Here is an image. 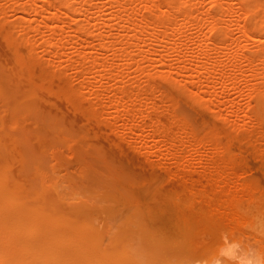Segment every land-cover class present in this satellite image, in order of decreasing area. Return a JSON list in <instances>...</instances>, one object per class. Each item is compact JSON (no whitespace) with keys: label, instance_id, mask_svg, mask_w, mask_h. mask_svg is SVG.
I'll list each match as a JSON object with an SVG mask.
<instances>
[{"label":"rangeland","instance_id":"rangeland-1","mask_svg":"<svg viewBox=\"0 0 264 264\" xmlns=\"http://www.w3.org/2000/svg\"><path fill=\"white\" fill-rule=\"evenodd\" d=\"M22 1L24 2L26 0ZM152 1L158 4L161 0H156V2L154 0ZM192 1H194V4L191 5L193 13L191 15L192 17H190V23L179 30V33L176 32L172 37L173 39L178 38L176 41H182L183 44L177 48L180 53L177 49H174L176 52H173V49L171 50L169 48L168 42L156 43V46L154 45L155 47L152 45L146 48L148 50V56L149 51H152L150 56L156 60L159 58V54L163 52L162 55L164 54L163 56H166L164 57V60H166V65L164 66L166 68L164 66L161 68V65H159L160 62L158 61L155 62L153 66L147 61L144 63L139 60L137 61V59H139L138 54H140L138 49H133L135 57L137 54L135 58L137 62L134 61L132 63H126L124 60L119 59L120 57L114 56V49L112 48V50H110L111 47L96 52L100 43V39L98 38L100 33L106 35V39L113 38L114 40L116 37H119L115 39L117 41L122 40L127 34V32L120 27V23H118L119 20L117 19H114L116 22L111 20V27L110 25L106 26L101 23L102 21L99 18L101 14H104L103 16L106 18L110 17L113 11V13H115V11L121 13L120 10H115L113 8L109 9V4H107L109 2L108 0H85V5L87 6L86 11L83 10L81 15L77 14L76 18L80 19L84 24L86 23V26L89 23L90 25L87 27H91L90 30L92 33L80 34L82 35L80 36L81 38H83V36L85 37L80 41V46L74 44L73 40L76 38H73V32H71L69 28L65 29V27H68L65 26L64 30L66 32L68 31V36L62 34V37L66 36L67 38L64 37L61 39L60 42L62 45H57L58 48L56 47L55 51L57 50L61 54H56V56H48V53L41 50L43 39L45 38V40H47L46 37H48V32H46L47 29L43 27L42 30H44L45 33L42 32L37 34L38 37L35 36V42H37L35 46L37 48H35L36 51H34V49L29 50L30 48L22 42L20 45L19 43L14 45L4 42L6 31L2 27V23L4 24V22H9L8 20H13L18 13L21 12H19V10L8 9L11 2H3L2 7L5 8V11L3 14H0V72L3 77L1 81L4 84L6 94L0 93V138L7 145L14 143L15 146L13 165L10 171L12 172L14 169V173H10V177L12 178L11 180L15 191L18 193V202H20V205L18 211L15 209L13 210V221L14 224L18 223L21 225L22 237L32 241L47 239L48 237L53 238L59 247L71 254L68 255V257L73 260V264L74 262H76V264H81L83 261L89 264H133L132 262L134 261L131 260H141V264H193L194 261L199 264L201 261L208 260L218 255L220 250L226 247L227 243L231 241H238L245 245L251 244L258 247L261 251H264V120L260 117L257 118L258 120L248 118L253 113V105L255 102L253 95H251V92L248 93V91H250L251 86L256 83L257 80H254L255 78H252L250 71L248 72L246 70L248 68L243 58L244 53H254L256 48H259L260 45L263 44L260 43V45H258V43H251L249 40L247 42L246 39L242 40L240 31L237 30V25L241 26L240 22L243 23L244 21L243 16L241 15L242 17L240 18V14L236 12V9L225 13L227 15L224 14L225 17L222 18L221 25L228 28L229 39L233 38L231 40H235V42H231V40L229 42L228 40V43H231L230 45L226 42L227 44L224 47L226 48L228 46V48H226V50L225 48L221 50L223 55L220 51H215L213 49L209 51V56H205L207 59L210 61L215 60V57H217V60L220 59L216 70H212L215 74L210 71L212 77L209 73V75L205 74L206 76L203 75L197 79L196 75L199 73L197 72L199 70V65L202 59L204 60V56L201 53L204 47L203 45L202 47H197V45L192 44L190 39H205L207 36L211 35V33L207 30L209 24L206 25V23L208 22L202 20L203 23H199V27L192 23L197 21L196 17L199 15L197 12H212L215 5L211 3V0H202V2L199 0ZM229 1L222 0V6H233L235 0L234 2H232V0ZM93 3L101 5V11L99 8H96ZM132 5V8H135L134 10L139 13V16H134L133 19H140V17L147 15V9H145L142 2L136 1ZM237 5L238 4H235L234 7ZM87 10L90 12L89 15L87 14L89 13ZM92 10L94 12H92ZM224 18L225 20L223 21ZM83 19L86 20L84 21ZM136 19H134V21ZM233 21H236L237 25ZM101 24L104 27H101ZM57 25L60 26L61 24L58 22ZM101 30L103 31L100 32ZM30 34L34 35L33 32H30ZM142 36L139 37L141 38ZM68 40L73 43H69ZM40 41L42 43H40ZM140 41L141 40L138 41L139 45L142 44ZM21 45L24 48L26 47V50L23 48L25 54L28 52V63L37 58L34 62L40 65V69L43 68L46 70L47 73H54L58 77H56L57 79H55L54 82L60 80L58 82L60 86L59 84L56 85V83H53L49 88L36 87L34 88L33 94H28L24 97L22 87H27L30 83L40 82L42 77L40 74H37L39 73L38 70L40 71L38 67H35L37 70H34L36 73L35 76L24 71L25 67L14 59L16 51L18 49V51H22ZM72 45H78L81 49H87L86 52L90 51L91 54L97 55L96 57L97 59L100 58V62L101 60L106 61L108 58L109 60L113 59L112 62L115 64H112L111 74L108 73L103 76V78H105L103 80L102 78L99 79V77L91 80L95 81L96 84L102 82L101 85L104 84L112 88V85L115 84L113 77L118 76L121 80V83H119L120 86L124 85L125 88L129 86L134 88V90L139 89V91L143 92L144 94L139 96L140 99H142L139 101L141 104L138 103L140 105L144 104L142 112L147 115L145 119L146 123L158 120L160 126L164 125L165 128H168L169 134L177 132L180 123H183V129H181L184 132L186 131V134L189 133L190 135L187 134V141L185 144L177 145L175 150L184 149L188 151L186 157L189 156L190 159L188 157L189 163L187 165L190 164L192 169H194V177H197V173H202L203 167L207 165L205 159L197 160L195 157L200 154V156H202L205 153H209L213 147L218 148V158L224 160L220 161L222 166H226L225 168H227L230 174L232 173L231 175L237 174L233 184L234 190H236L240 200L241 198L253 197V199H258L256 201L260 202L259 204L255 201L256 204L252 203L248 208H244L248 210V219L246 222L235 225L229 222L227 217L218 212L213 210V212H210V210L206 209L204 207V200L193 193L195 190L192 180L188 177H184V173L183 175L181 174L182 171L180 166L178 167L179 163L177 160L172 158L171 160L170 157L164 158L165 146H155L154 140L149 136L147 128L139 129L135 127L131 130L122 131L119 128L121 121L115 120L113 128L111 127L113 130H110V126L106 122L108 126L105 125L102 118H99L101 122L99 120H92L93 117L86 115L84 111L74 108L72 103L79 101V99L77 97L73 98V100L72 98L69 99L64 96L63 92L71 87L78 88L80 87L79 84L83 82L80 77H77L76 68L56 66L60 65L58 56H62V58L68 56H70V58L73 56L74 58L77 56L74 50L75 48ZM82 45L84 47H82ZM233 48H235V51H233ZM126 49H128V47ZM128 50L132 49L129 48ZM225 51H229V53H225ZM99 52H101V54ZM176 53L178 55L180 54L181 57L180 55H176ZM224 54L227 55L224 56ZM31 55L33 59H30ZM47 56L49 62L51 60L48 64L45 63L48 62L46 60ZM190 56H192V62H190ZM199 56L201 57L200 60ZM232 56H234L233 58L235 59H232ZM158 60L161 61L160 59ZM197 60L200 62H197ZM233 60L236 62L233 63ZM194 61L196 63H194ZM34 62H30V65L33 64V67L37 66L36 64L34 65ZM188 62H190V66H188ZM149 64L152 67H149ZM181 64L182 66H180ZM140 65H147V68H149L148 70H151L154 75H159V77L152 76V80L143 77L140 73ZM87 67H89L90 70L92 64ZM96 67L97 69L101 68L100 66ZM170 67L173 70H171ZM256 67L259 68V64ZM230 68H232V70H230ZM219 69L221 71H219ZM174 70L176 72H174ZM181 70L185 71V73ZM194 70L196 73H194ZM158 71L160 74H163V72L167 73L168 71L171 72L172 75L174 73V78L179 82V85H177L178 87H171L166 80L162 77L160 78ZM219 72L221 74H219ZM243 73L245 75H242ZM182 75L184 78H182ZM86 76H89V74H86ZM188 76H192V78ZM111 77L113 80L110 79ZM38 79H40V81ZM61 83L64 86L66 85V89L62 87L63 85H61ZM70 84H72L71 87L69 86ZM150 86H152V89L149 88ZM183 86L187 88L189 92L186 91L184 93L181 90ZM129 89L132 90L131 88ZM15 92L17 97L15 96ZM206 93L210 95H206ZM198 95L200 99H198ZM209 96H213L212 98L215 101ZM215 96L217 97L215 98ZM139 97L136 100H139ZM196 97L199 102H194L193 99H196ZM153 98L154 100L152 101ZM84 102L86 103V101ZM143 102H148V104L152 102L151 105H156V108L158 107V109H160H156L153 105L149 109L150 106ZM138 103L136 105H138ZM176 103L177 105H174ZM230 103H232L233 106L235 105V107H229ZM98 105L100 106V104ZM153 107L156 110L153 109ZM151 110L153 111L151 112ZM230 110L232 111L231 113ZM154 111H156V115ZM170 112H172V114ZM139 118V116H136L132 124L139 120ZM87 119L90 122L87 121ZM91 121H95L94 124L96 123L97 125H92L93 123ZM168 122L171 123V128ZM120 136L122 138H120ZM33 158L34 160H32ZM24 172L27 174H24ZM37 178L39 179L37 180ZM184 181L187 183L188 187H186V184H183ZM242 183H246L250 186L241 188L239 185ZM185 187L187 189H185ZM33 201L35 203H31ZM191 201L193 203L192 205L195 207L191 205ZM48 204L49 206L47 209ZM198 204L203 205L198 206ZM49 208L51 210H49ZM91 215L94 216V218L91 217ZM49 221L53 223L48 224ZM110 224L112 226H109ZM115 225H117L116 228H114ZM140 225H142L141 228ZM104 228L109 230H103ZM133 229H135L136 232H134ZM107 235L108 237H106ZM136 235L138 236L137 240H139L140 245L135 241V237L137 238ZM105 239L106 241H104ZM140 240L142 241L140 242ZM131 243L134 244V247ZM135 245H137V247ZM90 252L91 254H89ZM138 253H140L142 258Z\"/></svg>","mask_w":264,"mask_h":264},{"label":"bare ground","instance_id":"bare-ground-1","mask_svg":"<svg viewBox=\"0 0 264 264\" xmlns=\"http://www.w3.org/2000/svg\"><path fill=\"white\" fill-rule=\"evenodd\" d=\"M8 1L11 2V5L8 6V9L19 10V12H21V13H18V15L13 20H8L9 22H4V24L2 23V27L6 31L5 36H4V42L7 43V44L17 45L19 43V45H20L21 42H22V43H24L26 46H28L30 48L29 50H33L34 49V51H36L35 50V48H36L35 46L37 45L36 44L37 42H35V39H36L35 36L38 37L37 34H40V33L44 32V30H42V27H43V28L47 29V30L46 29L45 30H46V32H48V37H46L47 40H45V38L43 37L44 38L43 39V43L40 41V43H42L41 44V47H42L41 50H43L46 53H48L49 54L48 56H56V54H58V55L61 54L57 50L55 51L56 47L58 48L57 45L58 44L62 45L61 42H60L61 39H63L64 37L67 38L66 36L62 37V34L67 35V32H68V31L66 32L64 30L65 26H68L67 28L65 27V29L69 28V30H71V32H73V34H74L73 38H76L75 40H73L74 44L80 45V41L83 38H85L84 36H83V38L80 37V36H82V35H80L81 33H86V34H91L92 33L91 30H90L91 27L90 28L87 27L88 25H90L89 23L86 26L85 25L86 23L84 24L80 19L76 18L77 14L81 15L83 13L82 12L83 10L86 11V7L87 6L85 5V3H86L85 0H26L24 2L22 0H0V14H3L4 11H5L4 10L5 8L2 7L3 2L6 3ZM20 1H22V2H20ZM108 1L109 2L107 4H109L108 5L109 9L113 8L115 10H120L121 13H119L117 11H115V13H113L114 11L112 10L113 12L111 11L112 12L111 16L110 17H106V18L103 16L104 14L103 15L101 14L100 15L101 17L99 16V18L102 21L101 23L103 25L107 26V25H110V22H112L111 20L117 19V20H119L118 23H120V27L123 28L124 31L127 32V34L124 36V38L122 37L123 38L122 40L117 41L115 39L119 38V37H116L114 40H113V38L112 39H106L107 38L106 35H102V33H100L98 35V38L100 39V43H99L97 49L94 47L97 50L96 52H98V50H103V49H106V48L108 49V47H111L110 50H112V48L114 49V56L120 57L119 59L124 60L126 63H132L134 61L137 62L139 60V61H141L143 63L145 61L150 62V64L153 66V64L158 61V62H160L159 65H161V68H162V66L166 65V60H164L165 59L164 57H166V56H163L164 54L162 55L163 52L161 54H159V58H157V60H156L155 58L150 56V53L152 51L151 52L149 51V56H148V52H147L148 50L146 48H149L152 45L156 46V43L168 42L169 43V48L171 50L173 49V52L174 51L176 52V50H174V49H177L180 45L183 44L182 41H180V40L176 41V39H178V38L173 39L172 37H173V35L176 32L179 33L178 32L179 30H181L184 26L186 27V25L188 23H190V21H191L190 17H192L191 15L193 13L192 12L193 8H191V5L194 4V1H192V0H161L160 3H158V4L157 3L155 4L152 0H108ZM136 1L142 2V4L144 5L145 9H147V15L140 17V19L137 18L138 20L136 18H134V19H136L134 21L133 17L137 16V15L139 16L138 11H135L134 10L135 8L134 9L132 8V6H133L132 4L134 2H136ZM154 1L156 2V0H154ZM199 1L202 2V0H199ZM211 1H212L211 3H214V5H215L214 10L212 12H207V11L206 12L203 11L201 13H200V11L197 12L200 16L197 14L198 15L196 17L197 21L192 23V24L198 25L199 23L202 22V20L208 22V23H206V25L209 24L207 30L211 33V35L207 36L205 39L204 38L203 39L202 38L190 39L192 41V44L197 45V47L198 46L202 47V45L204 47L203 52H201L202 55L204 56V60L202 59V62L199 65V68H198L199 70L197 71L199 73L196 75V78L198 79V78H200L201 76H203L205 74L209 75V73H210V76H211V72L210 71H212L213 69L216 70V67H217L220 59L217 60V57H215L216 58L215 60H211L210 61L205 56L210 54L208 52L212 51V49L215 50V51H220L222 53L221 50H223V48H225L224 46L228 43V40L230 42V40L233 39V38L229 39V33H228V30H227L228 28L221 25V20H222L223 17H225V15H227L225 13H228L231 10L234 11V9H236L237 10L236 12H238L240 14L239 17L241 18L243 16V18H244L243 23L240 22L241 26H238L236 24L237 22L233 21V22H235V24L238 27L237 30L240 31V37L242 38V40L246 39L247 42L249 40V41H251V43H256V44L258 43V45H260V43L263 44V45H260L259 48L257 47L258 49L256 48V51L254 53H251V54H245L244 53V55L243 54H241V55H243V58H244V60L246 62L245 64H246V66L248 68L246 70L248 72L250 71V73H251L250 75L252 76V78H255L254 80H257V82L254 83L251 86L250 91H248V93L251 92V95H253L254 100H255L254 105H253V113H252V115H250L251 114L250 113L249 114L250 116L248 115L249 116L248 118H253V120H254V119H257L258 117H260V118H262L264 120V0H235L236 3L234 2V0H232V2H234L233 6L227 5L226 7L222 6V3H221L222 0H211ZM200 2H198V3H200ZM229 2H231V1H229ZM223 3H225V2H223ZM235 4H238V5L236 7H234ZM94 5H95L96 8H99V9L102 8V7H100L101 5H96V4H94ZM197 5H195V6H197ZM223 5H225V4H223ZM102 6H103V3H102ZM93 9H94V7H93ZM137 9H138V7H137ZM194 9H196V8H194ZM87 11L89 12V10H87ZM100 11H101V9H100ZM196 11H198V10H196ZM92 12H94V11L92 10ZM96 12H97V10H96ZM96 12H95V14H96ZM110 13H109V15H110ZM87 14L89 15L90 12L87 13ZM91 17H92V14H91ZM235 19H236V17H235ZM224 20H225V18L223 19V21ZM223 21H222V23H223ZM58 22H59V24H61L60 26L57 25ZM229 23H230V21H229ZM229 23H227V24H229ZM238 23H239V21H238ZM99 24H100V22H99ZM225 24H226V22H225ZM93 25H95V24H93ZM103 25L101 27H104ZM200 26H201V24H200ZM110 27H111V25H110ZM197 27H199V25ZM96 28H98V27H96ZM106 28H108V27H106ZM114 29H111V30H114ZM119 30H120V28H119ZM102 31L103 30H101L100 32H102ZM231 31H229V32H231ZM30 32H33L34 35L30 34ZM93 32H94V30H93ZM97 32H99V31H97ZM45 36H47V35H45ZM115 36H117V35H115ZM139 36H142V37L140 38ZM72 39H71V41H72ZM139 40H141L140 42H142L141 45H139V42H138ZM71 41H69V43ZM73 42H71V43H73ZM231 42H235V40L234 41L231 40ZM62 43H64V42H62ZM230 44L228 43V45H230ZM236 44H237V42H236ZM78 45H76V46L72 45L75 48L74 50L76 51V54H77L76 57L73 58V56H71V58H70V56H68L66 58H62V56L61 57L58 56L60 65H56V66H59V67L60 66L61 67H66L67 66V67L76 68L77 69V74H78L77 77L78 78L80 77L81 81L83 82V83H81L82 85L79 84L80 87H78V88H72L71 87L72 84H70L69 86L71 88H69L68 90H65L63 92L64 96H66L69 99L72 98V100H73V98H76V97L79 99V101H75V102L72 103L74 108L78 109V110H81V111H84L86 113V115H89V116L93 117L92 120H99V118H102L103 122L104 123L106 122L110 126V130H113V129H111V127L113 128V126L115 124L114 123L115 120H120L121 121V123L119 124V128L122 131L123 130H131V129H134L135 127L139 128V129L147 128L148 131H149V136H151L152 139L154 140L155 146H157V147H161V145L165 146V148H164L165 149L164 158L166 159V158L170 157V159L172 158V159L177 160L178 163H179L178 167L180 166V169L182 171L181 174L183 175V173H184V175H183L184 177H188V178H190L192 180L193 188L195 190V192H193V191L192 192L194 193V195H196L198 197H201L204 200V207L206 209L210 210V212L212 210L218 212L219 214L227 217L229 222H231V223H233L235 225L238 224V223L246 222L247 219H248V210L244 209V208L245 207L248 208L252 203L256 204V202H257V203L260 204V202L256 201L258 199H256V200L253 199V197L252 198H249V197L241 198V200H240V197L237 195L236 190H234V184H233L234 183L233 181H234V179H236L237 174L236 175H231L232 173L230 174V172L227 171V168H225L226 166L225 167H224V165L222 166V163H220V161H222L223 159L220 160L218 158V155H217L218 154L217 153L218 152V148L217 147H213V148L210 147L211 150H210L209 153H207V154L205 153L202 156H200L201 155L200 154V155L195 157L197 160L205 159V162L207 163V165L205 167H203L202 173H197V177H194V175H193L194 174V172H193L194 169H192V166L190 164L187 165L189 163V161H188V157L189 156L186 157L188 151H186L184 149L183 150L182 149L181 150L177 149L178 151L175 150L177 145H180V144L184 145L185 142L187 141L186 135L189 134V133L186 134V131L184 132L182 130L183 129L182 128V126H183L182 124L183 123L182 124L180 123L179 129L177 128L178 131L173 133V134H169L168 128L167 127L165 128L164 125L160 126L158 120H153V121H150V123H146L145 119H146L147 115L142 112V108L144 107V104L140 105L141 103L139 102L140 100H142V99H140L139 96H142V94H144V93L139 91V89L138 90L135 89L136 90L135 91L134 88L129 87L127 85H126L127 86L126 88H125V86L123 84H122L123 86H120L119 83H121V80L118 78V76H115V77L112 76L114 78V80H115V84L112 85V88L111 87L109 88V86L107 87L104 84L101 85L102 82L99 83V84H96V82L92 81L91 79L94 80L97 77H99V79L102 78V80H103V79H105V78H103V76H105L108 73L111 74L110 73L111 72V67H112V64L114 63V62H112L113 59L109 60V58H108V60H106V61H102L101 60V62H100L99 61L100 58L98 57L99 59H97V57H96L97 55L95 56V55L91 54L90 51L86 52V50H87L86 48H85L86 50H84V48L81 49V47H80L81 45L80 46H78ZM21 47H22V45H21ZM82 47H84V46L82 45ZM125 47L126 48L128 47V49L131 48L132 50H128ZM23 48L24 47H22V51H23ZM91 48H92V46H91ZM226 48H228V46ZM226 48H225V50H226ZM92 49H91V51H92ZM133 49H138L139 50L140 54H138L139 59H137V61L135 60V58L137 57V54H136V57H135V54H134L135 52L133 53ZM234 49L235 48H233V51H235ZM18 50L14 54L15 55L14 59L16 60V62L22 64L25 67L24 71H27L29 74H32V75L36 76V73L34 72V70H36L35 67L39 68V66H40V65H37L36 62H34V61H36L37 58H35V60L29 61V63H28V60H27L28 52H26V54H25V51H23V53H24L23 54L22 51H18ZM193 50H194V48H193ZM43 51H41V52H43ZM196 51H197V48H196ZM193 52H195V51H193ZM242 52H244V51H242ZM99 53L101 54V52H99ZM107 53H108V51H107ZM179 53H180V51H179ZM225 53H229V51L228 52L225 51ZM215 54H217V53H215ZM29 55H30V53H29ZM176 55H178V54L176 53ZM222 55H223V53H222ZM225 55H227V54H224V56ZM48 56L46 58V60L48 61V62H45L46 64L51 62V60L49 62ZM36 57H37V52H36ZM58 57H57V59H58ZM157 57H158V55H157ZM175 57H177V56H175ZM180 57H181V55H180ZM191 57L192 56H190L189 58L191 59ZM230 57H231V55H230ZM233 57L234 56H232V59H235ZM211 58H212V56H211ZM30 59H33L32 55H31ZM158 59H160L161 61H159ZM200 59H201V57L199 58V60ZM199 60H197V62H200ZM32 61L34 62V65L36 64L37 66L33 67V64L30 65V62L32 63ZM192 61H193V59H191L190 62H192ZM195 61H196V58H195ZM195 61H194V63H196ZM147 62H146V64H147ZM190 62H188L189 63V65L187 64L188 66L191 65ZM234 62H236V61L233 60V63ZM57 63H58V61H57ZM143 63H141V64H143ZM220 63H221V61H220ZM237 63H239V62H237ZM38 64H39V61H38ZM90 64H92V68H93V69L91 68L92 70L90 69L91 71L89 70V67H87ZM150 64H149V67H152ZM258 64L260 66L259 68L256 67ZM96 66H100L101 68L97 69ZM140 66H139V68H140ZM167 66H168V64H167ZM180 66H182V64ZM219 66H220V64H219ZM240 67H241V65H240ZM64 69H66V68H64ZM148 69L149 68H147V65H142L141 66L140 73L142 74L143 77H146L147 79H151L152 76L153 77L154 76L159 77V75L158 76L156 74L154 75V73L151 70H148ZM170 69H171V67H170ZM54 70H56V69H54ZM171 70H173V69H171ZM230 70H232V68H230ZM58 71H59V69H58ZM116 71H115V73H116ZM219 71H221V70L219 69ZM38 72L39 73H37V74L38 75L40 74V76L42 77V80L40 81V79H38L40 82L30 83L29 85H27V87H22V90H23L22 93H23L24 97L27 96L28 94H33L34 93V88H36V87H42V88H47L48 87L49 88V87L52 86L53 83L54 84L56 83V85L59 84L58 82L60 80L59 81L56 80L58 82H54V80L58 78L54 73H50V72L47 73V71L44 70L43 68L40 69V71L38 70ZM64 72H65V70H64ZM174 72H176V71L174 70ZM182 72L185 73V71H182ZM238 72H239V70H238ZM158 73H159V71H158ZM194 73H196V71ZM212 73H213V71H212ZM16 74H17V72H16ZM86 74L87 75L89 74V76H86ZM213 74H215V72ZM219 74H221V73L219 72ZM222 74H223V72H222ZM173 75H174V73H173ZM173 75L169 71L167 73L163 72V74H160V78L162 77L164 80H166L171 87H178L177 85H179L178 84L179 82H177V79L174 78ZM242 75H245V74L243 73ZM121 76H122V74H121ZM192 76H193V74H192ZM192 76L191 77L188 76V77L192 78ZM112 77L110 79H112ZM2 78L3 77H2V74L0 72V93L6 94L5 89H4V84L1 81ZM38 78H39V76H38ZM182 78H184L183 75H182ZM121 79H122V77H121ZM218 79H219V77H218ZM249 79H251V78H249ZM179 81H181V80H179ZM252 81H253V79H252ZM197 82H199V81H197ZM211 83H213V82H211ZM109 84H111V83H109ZM128 84H130V83H128ZM61 85H63V84L61 83ZM97 85H100V86H97ZM59 86H60V84H59ZM206 86H208V85H206ZM62 87L63 88L65 87L64 89H66V85L65 86L63 85ZM128 87L131 88L132 90H130ZM149 88L152 89V86H150ZM225 88H227V87H225ZM206 89L209 90L210 87H209V89L208 88H206ZM181 90L184 93L186 91L189 92V90H187V88H185L184 86L181 88ZM213 91H215V90H213ZM155 94H156V92H155ZM200 95H202V94H200ZM206 95H210V94L206 93ZM15 96H16V92H15ZM138 97H139V100H136V99H138ZM190 97H191V95H190ZM199 97L200 96L198 95V99H200ZM209 97H211V96H209ZM212 97H211V99L213 100ZM216 97L217 96H215V98ZM78 99H76V100H78ZM198 99L196 97V99L194 98L193 100H194V102H199ZM153 100H154V98L152 99V101ZM84 101H86V103ZM136 101H137V103L139 102L140 104L138 103V105H136L137 104ZM213 101H215V100H213ZM143 103H147L148 104V102H143ZM151 103L152 102H150L148 104L150 106L149 109L153 105V104L151 105ZM232 103H230V106H229L231 108L235 107V105L233 106ZM98 104H100V106ZM174 105H177V103L174 104ZM238 105H239V103H238ZM154 107L156 108V105ZM154 107H153V109H155ZM156 109H158V107ZM152 111L153 110H151V112ZM155 112L156 111H154V114L156 115ZM172 112H170V113L172 114ZM231 112L232 111L230 110V113ZM233 115H235V114H233ZM136 116H139L140 118H139V120L135 121L134 124H132V121L135 120ZM156 118H157V116H156ZM88 119L90 120V117ZM88 119H87V121H89ZM174 119H175V117H174ZM99 121L101 122V120H99ZM250 121H252V120H250ZM94 122H92L93 123L92 125L96 124V123L94 124ZM106 123H105V125H107ZM160 123H161V121H160ZM234 123H235V120H234ZM168 124H169V126L171 128V125H170L171 123L168 122ZM102 127H104V126H102ZM120 138H122V137L120 136ZM124 140H125V138H124ZM19 143H20V141H19ZM205 143H207V142H205ZM209 144H207V145H209ZM214 146H216V145H214ZM220 147H222V146H220ZM173 150H175V151H173ZM14 154H15L14 143H11L10 145H7L0 138V264H73V260H71L70 257H68V255H71V254H69V252L64 250L63 248L59 247L58 244L53 240V238L48 237L47 239H41V240H38V241H32L30 239L22 237V231H21L22 227H21V225H19L18 223L14 224V221H13V210L15 209V210L18 211L19 210V205H20V202H18V193L15 191V189L13 187L12 180H11L12 178L10 177L11 176L10 173H12L14 171V169H13L12 172H10L11 168H12V165H13ZM34 156H30V157H34ZM25 157H27V156H25ZM189 159H190V157H189ZM32 160H34V158ZM225 163H227V162H225ZM30 169H31V167H30ZM229 170H230V168H229ZM185 173H186V175H185ZM24 174H27V173L24 172ZM38 179L39 178H37V180ZM188 181L191 182L190 180H188ZM55 184H57V183H55ZM183 184L184 185L186 184V187H188L187 183L185 181L183 182ZM53 185H54V183H53ZM239 186L241 188H247L250 185H248L246 183H242ZM186 187H185V189H187ZM55 188H56V186H55ZM191 190H193V189H191ZM195 199H196V197H195ZM51 201H52V199H51ZM31 203H35V202L33 201ZM192 204L193 203L191 201V205ZM200 205H203V204H200ZM200 205L198 204V206H200ZM48 206H49V204L47 205V209H48ZM193 207H195V206H193ZM49 210H51V209L49 208ZM74 217H75V214H74ZM91 217L94 218V216H92V215H91ZM95 217H98V216H95ZM99 219H101V218H99ZM115 220H116V218H115ZM51 221H49L48 224L53 223ZM87 221H89V220H87ZM119 223H120V221H119ZM109 226H112V225L110 224ZM109 226H107V227H109ZM116 227H117V225H115L114 228H116ZM141 227H142V225H140V228ZM112 228H111V230H112ZM103 230H109V229H105L104 228ZM133 230H134V232H136L135 229H133ZM111 233H113V232H111ZM106 237H108V235ZM131 239H130V241H131ZM135 239L134 240L136 242H138L137 244L140 245L139 240H137L138 236H137V238L135 237ZM139 239H140V237H139ZM142 240H140V242ZM83 241H84V239H83ZM104 241H106V239ZM128 245L131 248L129 242H128ZM145 245H143V246L146 247ZM148 245H149V243H148ZM132 246L134 247V244H132ZM135 246L137 247V245H135ZM153 249H151V250H153ZM91 252H92V250H91ZM91 252L89 254H91ZM152 252H151V254H152ZM138 254L140 255V253H138ZM146 256H145V258H146ZM140 257H141V255H140ZM131 261H134V262H132L133 264H141V260H131ZM74 264H76V262H74ZM81 264H89V263H86V262L83 261Z\"/></svg>","mask_w":264,"mask_h":264},{"label":"clouds","instance_id":"clouds-1","mask_svg":"<svg viewBox=\"0 0 264 264\" xmlns=\"http://www.w3.org/2000/svg\"><path fill=\"white\" fill-rule=\"evenodd\" d=\"M193 264L197 262L194 261ZM199 264H264V251L251 244L231 241L220 250L218 255Z\"/></svg>","mask_w":264,"mask_h":264}]
</instances>
